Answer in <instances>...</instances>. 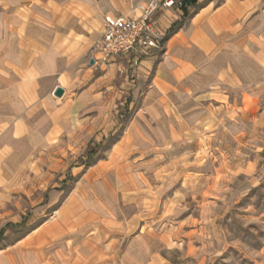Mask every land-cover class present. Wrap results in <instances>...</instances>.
<instances>
[{"label":"crops","instance_id":"1","mask_svg":"<svg viewBox=\"0 0 264 264\" xmlns=\"http://www.w3.org/2000/svg\"><path fill=\"white\" fill-rule=\"evenodd\" d=\"M139 1L0 0L1 196L40 153L58 146L78 150L102 129L105 107L93 96L101 76L90 80L98 67L89 63V50L105 16L129 14ZM157 21L165 32L161 55L154 63L143 61L138 76L144 80L153 71L143 106L161 132L173 125L170 104L182 118L202 109L216 113L217 103L231 117L259 116L264 0H196L159 12ZM57 87L60 97L54 95ZM149 127L157 133L158 127ZM112 163L75 167L76 184L63 195L54 218L0 249V264H147L153 250L143 234L130 238L118 257L89 222L98 218L102 187L130 189L108 168ZM57 198L54 194L52 203Z\"/></svg>","mask_w":264,"mask_h":264},{"label":"rangeland","instance_id":"2","mask_svg":"<svg viewBox=\"0 0 264 264\" xmlns=\"http://www.w3.org/2000/svg\"><path fill=\"white\" fill-rule=\"evenodd\" d=\"M164 39L148 60L159 59ZM143 61L134 67L117 57L91 73L92 82L101 76L93 96L105 107L102 129L78 150L58 146L19 171L0 195V249L54 218L76 184L75 167L115 161L108 168L130 189L102 187L98 218L89 221L114 256L141 233L152 244L147 264H264V103L244 120L219 103L216 113L188 118L170 104L173 125L163 133L143 106L153 72L138 76Z\"/></svg>","mask_w":264,"mask_h":264},{"label":"built area","instance_id":"3","mask_svg":"<svg viewBox=\"0 0 264 264\" xmlns=\"http://www.w3.org/2000/svg\"><path fill=\"white\" fill-rule=\"evenodd\" d=\"M183 6L184 0H141L130 7L129 14L105 16L101 33L90 49L93 64L109 65L115 58L121 57L136 67L150 58L164 37L157 21L158 13Z\"/></svg>","mask_w":264,"mask_h":264},{"label":"water","instance_id":"4","mask_svg":"<svg viewBox=\"0 0 264 264\" xmlns=\"http://www.w3.org/2000/svg\"><path fill=\"white\" fill-rule=\"evenodd\" d=\"M89 63L92 64L93 60L91 59ZM62 94H63V90L60 87H57L54 91V95L60 97Z\"/></svg>","mask_w":264,"mask_h":264},{"label":"trees","instance_id":"5","mask_svg":"<svg viewBox=\"0 0 264 264\" xmlns=\"http://www.w3.org/2000/svg\"><path fill=\"white\" fill-rule=\"evenodd\" d=\"M196 0H184V4L185 3H193V2H195Z\"/></svg>","mask_w":264,"mask_h":264}]
</instances>
